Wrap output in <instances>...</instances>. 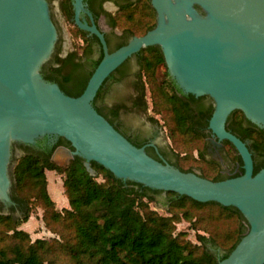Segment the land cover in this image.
<instances>
[{"label": "water", "instance_id": "water-1", "mask_svg": "<svg viewBox=\"0 0 264 264\" xmlns=\"http://www.w3.org/2000/svg\"><path fill=\"white\" fill-rule=\"evenodd\" d=\"M71 5L73 23L95 35L102 47L78 96L67 95L40 71L58 39L49 2L0 0V202L10 203L11 172L20 156L11 160L12 143L60 137L70 148L54 151L51 160L57 164L78 156L90 175H95V162L122 181L236 208L247 230L218 264H264V166L253 172L247 143L226 129L235 110L264 129V0H150L155 26L111 52L103 32L81 18L82 13L92 18L84 0H71ZM152 45L159 46L168 75L182 93L211 99V142L231 143L242 162L241 174L213 181L181 171L133 144L96 110L93 99L106 78ZM130 63L134 70L135 61ZM128 82L112 88L106 100L113 102Z\"/></svg>", "mask_w": 264, "mask_h": 264}, {"label": "trees", "instance_id": "trees-1", "mask_svg": "<svg viewBox=\"0 0 264 264\" xmlns=\"http://www.w3.org/2000/svg\"><path fill=\"white\" fill-rule=\"evenodd\" d=\"M62 2L66 19L74 24L69 14L71 0ZM155 22L150 0H125L111 16V24L121 29L124 43L132 36L145 34ZM73 36L84 37L85 32L76 26ZM135 56L142 79L140 102L136 105L146 111L147 86L152 111L163 119L162 127L172 144L175 158L171 164L184 172L197 170V174L213 181L228 178L221 174L217 162L205 158L203 130L213 104L203 112L191 107L190 102L195 101V97L182 93L169 77L159 46L144 47ZM127 60L107 78L122 75ZM98 62H93L91 70H77L80 65L70 55L66 58L55 55L40 71L45 80L57 83L67 95L78 96ZM64 68L69 72L63 74ZM103 84L93 105L112 124L119 108L125 105L101 104L103 94L110 91V87ZM226 129L247 143L253 157V172L262 168L264 129L250 123L238 110L227 118ZM225 143L235 154L241 174L240 156L231 143ZM91 167L95 175L88 173L78 156L62 165L49 156L34 154H25L16 160L11 172V190L14 198L23 203L25 212L21 218L0 213V264H218L247 230V223L236 208L213 201L198 202L174 192H167L166 214H160L149 206V202L155 201L150 193L158 190L122 181L95 162H91ZM47 170L61 174L68 207L56 208L47 189ZM33 202L43 208L44 226L52 234L49 238L33 240L27 231L18 228L20 222L28 219ZM180 220L187 221L194 230L195 242L188 238L187 231L176 230Z\"/></svg>", "mask_w": 264, "mask_h": 264}, {"label": "flooded vegetation", "instance_id": "flooded-vegetation-1", "mask_svg": "<svg viewBox=\"0 0 264 264\" xmlns=\"http://www.w3.org/2000/svg\"><path fill=\"white\" fill-rule=\"evenodd\" d=\"M47 1L49 2L51 18L58 31V39L55 45L54 52L50 58L53 60L55 55L60 58H66L70 55L73 58V61L80 65L77 70H91L93 62L99 61L102 57V47L98 38L95 35L89 34L86 31H84V37H75L71 33L70 36H72V42L70 46H67L65 44L64 37L60 32L59 23L54 14L52 0ZM124 1L125 0H84L86 4L85 7L91 13L92 18L86 13H82L81 18L84 19V21L87 22V24L89 25L94 23L97 28L103 32L109 52L115 50L118 46L124 43V39L122 38L121 33H119L116 28L113 27L111 24V16L115 14V12L118 10L119 4L123 3ZM57 10L62 20L67 22L68 20L66 19L64 14L62 0H57ZM69 14L71 15L72 19V5H70L69 7ZM70 25L73 28L76 27L75 24L70 23ZM74 52H77L75 56L73 55ZM131 60H134L136 63V68L134 70L131 69ZM52 65L56 66L57 64ZM68 72V68H64L62 70L63 74H66ZM126 79H129V84L132 88V94L128 99V104L124 101H115L109 103L106 100L108 92L103 94L100 103L107 107H112L116 104L125 105V108H119L118 116L117 118L112 119V124L133 144L139 147L143 146L147 154H149L153 158L162 159L171 164L172 158L169 156L162 142L164 138V132L161 126L158 125L155 120H153L149 116L147 117L145 126L129 123L128 127H126L120 120V116L123 111L130 109L142 111L136 105L140 102L139 89L142 79L139 75L138 59L135 55H133L127 60V65L124 68V72L122 75H115V78H107L103 85L106 87L109 86L111 90ZM195 99V101L190 102V105L196 112H203V110H205V108H207L212 103L211 99L207 96L195 97ZM203 131L206 134L205 155H208L210 160H213L219 164L220 172L224 177H234L239 174V162L233 161L229 158V151L227 149V144L225 143V141H220L219 144H213L211 142V139H214V136L208 130L207 126H205ZM63 147L70 148V146L66 144V142L60 137L56 139L41 137L37 139L33 144H23L20 142H14L11 146V160L14 161L17 154H19L20 156L25 154H34L39 157L49 156L51 159V156L53 155L54 151L57 148ZM195 171L198 172L197 170ZM135 187L137 186L135 185ZM150 194H153L155 200L157 201L164 202V204L167 202V194L162 191L152 192ZM0 212H7L8 214H12L14 216H23L25 210H23V203L14 198L11 190L10 203L4 204L0 202Z\"/></svg>", "mask_w": 264, "mask_h": 264}, {"label": "rangeland", "instance_id": "rangeland-1", "mask_svg": "<svg viewBox=\"0 0 264 264\" xmlns=\"http://www.w3.org/2000/svg\"><path fill=\"white\" fill-rule=\"evenodd\" d=\"M52 6L56 12V15L58 17V20L61 25V33L62 36L64 37V41L68 46H70L72 42V36L71 33L73 34L74 28L71 27L70 22H65L62 20V18L58 14L57 10V0H52ZM119 32H121V29L119 27L116 28ZM132 94V88L129 84V82L125 85V87L122 89V91L119 93V95L115 98V101H124L125 103L128 104V99ZM145 100H146V105L147 109L145 112L143 111H138V110H126L123 111L120 120L122 123L128 127L129 123L131 124H138V125H143L145 126V122L147 120V117H153L156 119L158 125L161 126L163 132H164V138L162 140L168 154L170 155L171 158H175L174 154L172 152V144L170 139L166 136V130L165 128L162 127L163 119L160 117V115L155 114L152 111L151 107V100H150V95L148 88L146 86L145 88ZM228 155L229 158L232 159L233 161H236L235 154L231 149H228ZM196 150H193V154L196 155ZM19 157L16 158V160ZM206 159H209L208 155H205ZM189 163V162H187ZM186 163V165H188ZM193 165H196L198 167H203L201 163L198 162H192ZM46 179H47V189L50 197L55 203V206L58 210L68 207V200L67 197L64 193V188L62 186V176L61 174L53 171V170H47L45 171ZM101 178L99 177L98 180ZM149 206L157 211L160 214H166V205L157 201H151L149 202ZM28 219L25 222H20L18 225V228L23 229L27 231L31 239H36V238H49L52 236V234L45 228L43 220H42V214H43V208L41 205H39L37 202H33L29 208L28 212ZM176 230H183L187 231L188 233V238L192 241L195 242V232L193 229L189 228V223L185 220H180L178 223H176Z\"/></svg>", "mask_w": 264, "mask_h": 264}]
</instances>
